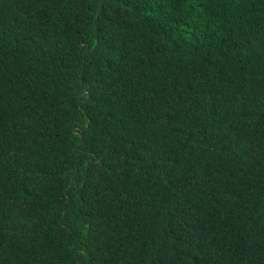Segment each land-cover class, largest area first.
<instances>
[{"label":"trees","instance_id":"obj_1","mask_svg":"<svg viewBox=\"0 0 264 264\" xmlns=\"http://www.w3.org/2000/svg\"><path fill=\"white\" fill-rule=\"evenodd\" d=\"M0 264H264V0H0Z\"/></svg>","mask_w":264,"mask_h":264}]
</instances>
